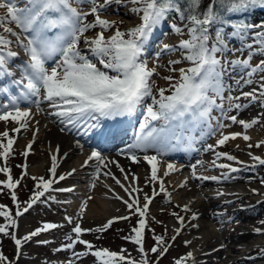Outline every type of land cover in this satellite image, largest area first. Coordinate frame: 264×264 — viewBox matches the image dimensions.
Masks as SVG:
<instances>
[{
  "label": "snow or ice",
  "instance_id": "obj_1",
  "mask_svg": "<svg viewBox=\"0 0 264 264\" xmlns=\"http://www.w3.org/2000/svg\"><path fill=\"white\" fill-rule=\"evenodd\" d=\"M73 2L74 0H27L24 7H19L13 0L0 3V8L7 9V16L0 17V26H3V32L7 34H0V75H12L8 69V64L18 57V53L11 50L13 41L9 37H16L15 43L23 47L29 57L26 64L22 66L23 79L14 82L23 85V91L19 96H12L10 103L0 105V121L5 123L11 121L19 125L12 130L14 134L18 135L22 129L26 130L32 116L31 108L21 105L25 101H29L31 97H37L39 99L33 100L32 103L38 107L41 100L47 101L49 107L54 110L49 114L56 116L59 123L65 128L69 126L77 129L83 128L85 134L93 132L101 137L114 134L112 128L105 126V121L115 120L117 117L132 116L143 107L147 115L144 122L139 126L135 144L130 145L129 150L135 148L146 152L148 149H156L159 152L170 143L169 129L173 122L181 121L187 116L195 117L197 121L204 120L209 117L214 107L220 108L225 113L224 119L230 120L232 124L238 123L245 132L225 134L221 131L216 144L207 145L208 150L223 147L230 140L240 137L245 141L251 139L246 131L258 124L259 119L248 122L242 119L238 120L236 115H228L227 113L243 108L245 105L238 102L241 99H264V83L260 86L259 95L254 89L251 92H242L236 97L229 95L225 98L222 77L226 71V65L232 66L233 70L236 68L243 69L242 81L245 83H250L253 75L264 73V60L255 66L251 65L253 52L264 53V26H260L262 30L253 32L252 29L257 27L255 25H231L243 38L242 44L248 49L249 54L244 59L237 58L224 62H222V58L225 55V50L228 49L226 34L222 30H217L215 31V38L212 39L211 30L218 22H229L222 19L225 13L243 14L256 6L264 7V0H209L207 7L203 9H201L202 0H183V3L181 0H129L134 5L131 11L140 17L141 22L125 31H122L115 21L102 18L101 13L106 11L107 6L113 0H103V3L100 4H97L96 0H90L91 7L88 12L73 7ZM115 2L124 3V0H115ZM88 15L94 17L92 22L87 21ZM169 17H172L169 27L181 36L187 30L189 38L182 39L177 45H164V49L169 52L179 51L181 58L190 62L191 66L188 68L181 67L178 70L171 69V71L179 72V78L172 82L174 80L172 76L165 77L171 82L169 89L160 88L154 94L152 77L156 73V68H149L142 56L154 31ZM11 23H14L23 33L28 34L27 43H24L20 34L15 32L12 27L5 26ZM97 28L100 30L94 37L85 35L89 30ZM112 28H115L113 34L106 36L105 33ZM52 29L60 30L59 35H56L54 39H50L46 34ZM249 34L252 37V43L246 42ZM82 39L87 51L80 48ZM210 39H212L211 44L209 43ZM228 50L243 51L242 48ZM54 54H58L59 59L49 68L47 62ZM179 63L181 60L170 61V64L173 65ZM261 79L264 80V76ZM3 91L7 93L9 89L5 88ZM166 91H170L171 94L166 95ZM210 91L215 95H209ZM148 98L151 99L150 104L146 103ZM217 99H220L222 103L217 104ZM225 99L228 102L227 109L223 103ZM153 122H158L161 126L158 127ZM227 127L230 125L218 124L220 129ZM61 131H64V128ZM215 132L216 130L213 129L210 134H215ZM15 142L16 135H10L8 130L0 133V157L5 162L13 153ZM261 144H264V141L258 142L255 147H260ZM77 146H80L79 142H77ZM248 147L251 148L253 145L249 144ZM31 148L32 143L30 142L22 155L27 156ZM56 151L59 152V147ZM220 158L236 161L240 164L244 163L238 161L236 156L228 152H215L212 165L221 169H228L230 173L239 172L240 169L228 163L217 164ZM130 159L133 163H139L141 157L132 153ZM142 159L151 166L148 180L159 181L160 192H165L164 181L158 175L160 163L158 155L145 154ZM252 159L264 165V158L252 156ZM51 160L52 164L49 169L51 178L32 177L36 181L33 195L23 209L17 203L16 216L27 213L50 190L74 191L73 187L53 189V184L66 179V176L57 177V156L53 154ZM92 160L96 161L95 178L98 179L101 174L111 177L131 197V202L124 200L123 197H116L124 202L131 215H138L139 217L138 226L132 228L134 237H126V239H132L139 246L138 251L144 257L140 264H148V253L144 248V233L147 226L146 216L149 205L157 194L155 189H153L152 196L144 195V203L141 206L139 196L134 195V193L141 191L140 189L134 187L129 191L111 171L102 172V169L108 168L109 163H116L120 172L124 174V179L127 180L128 173H125L123 167L117 162L108 161L98 151H92L83 166H87ZM167 169L168 172L165 175H169L174 170V165L169 163ZM0 172L8 174L6 187L13 190L12 199L17 201L18 197L14 189L19 185V181H13L11 170L7 167H0ZM74 172L75 169L72 170V173ZM192 176L195 179L203 180L215 181L220 179L217 176H197L195 165L192 166ZM138 179L139 177L133 174V180L138 181ZM0 183L4 182L0 181ZM186 186L187 181L181 185V187ZM91 187H95V180H93ZM48 199L54 200L55 197H48ZM183 210L189 211V206L184 205ZM83 211L84 209H81V217ZM173 215L183 226L184 217L178 213H173ZM0 216L9 221L7 225H0V233L8 235L9 227L18 226L17 220L12 218L11 211L5 210L3 205H0ZM197 218L198 216L193 214L192 219ZM65 219L68 224H75V226L72 227L71 232L66 237L70 242L62 245L56 251L73 250L77 244H80L84 246L85 252H73L76 257L91 254L98 258L100 264H120V262L136 264L135 261H130L123 252L117 253L106 248L93 251L95 245L81 238L83 234L88 232L105 231L116 220H128L130 216L110 219L102 227L95 229L81 227V224L74 222L72 217ZM261 223L264 224V221ZM62 226L45 223L41 228L25 235L23 242L32 240L33 237L39 236L42 232ZM174 231L175 235L171 238L173 241L182 231V228H177ZM255 231L261 233L264 232V229L257 228ZM14 240L19 250L23 244L22 240L15 237ZM154 240L156 243L150 249L151 253H158L160 256L166 254L170 245H166L164 236L154 235ZM39 243L47 244L49 241H39ZM185 243L191 242L186 241ZM190 259L193 261L195 259L191 252L176 259L175 264H184L186 260ZM6 260L7 258L0 252V261ZM68 264H73V262L69 260ZM154 264H158V261Z\"/></svg>",
  "mask_w": 264,
  "mask_h": 264
},
{
  "label": "bare ground",
  "instance_id": "obj_2",
  "mask_svg": "<svg viewBox=\"0 0 264 264\" xmlns=\"http://www.w3.org/2000/svg\"><path fill=\"white\" fill-rule=\"evenodd\" d=\"M111 11H119L124 16L129 14L128 10L124 11L120 8H113ZM260 11L264 12V9H261ZM129 17L132 16L130 15ZM134 18V23L138 22V17ZM172 37H175V39L172 40ZM182 37H184V35L181 36L173 32V36L168 38V44L166 45H177ZM162 49H164V47ZM158 50L159 48L150 49L154 54L153 57L158 54ZM165 63L167 64L169 61H161V64ZM252 109L255 112L250 113V116H246V118H249L251 121L257 118L259 119L260 122L256 124L253 128L254 130H252V134H255L256 136L251 134L252 138L249 141L240 138H237V140H230L228 144H230L233 149L235 148V145H244V150L247 151L249 144L253 145L252 148H259L255 147V145L264 139V127L261 128L263 129L262 132L256 131V128H258L259 125L264 124V105L256 104L255 107L250 106L248 110ZM260 112L263 117L257 116L260 115L258 114ZM246 118L240 116L239 120L242 119L247 121ZM29 121H31V124H28L27 129L22 132H25L27 135L23 145L24 148L30 142L32 143V148L29 152V154L33 155V162H31L32 167L30 168L32 176H43L45 179L51 178L49 171L52 164L51 156L55 154L57 156L58 165L56 175L57 177L65 175L66 179L57 181L54 184V187L65 186L64 188H69L71 187L70 185H75L73 192L58 191L63 195H70V198L66 201V197L62 196V205L58 204L56 206L59 209H64V211V206H70L69 210L72 211L73 221L79 222L82 224L81 227L85 229H95L94 224L102 223L101 226H103L108 218L112 216L115 218V216L122 215V210L127 207L121 199L116 197H123L124 200H129V202H131V197H129L125 190L121 188L120 185L116 184L111 177L101 174L98 179L95 178L97 171L95 160L89 161L87 166H83L85 160L90 156L91 151L77 146L76 137L83 135L80 129L72 128L71 126L65 128L64 125L59 123L56 117L50 115L49 111H46L45 109H40L29 119ZM215 121L210 119V123L214 122L217 124L215 134H217L219 138V133L221 131L225 134L232 132L244 133L241 125L232 124L230 120L226 121L217 119ZM219 123L229 124L230 127L220 129L218 128ZM62 128H64V131H61ZM210 129H213L211 125ZM34 132H36L35 135ZM40 143L43 145L40 149L36 150L37 145ZM57 147H59V152L56 151ZM153 150L154 149H150V151ZM134 154L138 157L142 156L136 152H134ZM173 156L177 157L176 155ZM214 158L215 153L208 157V162H205L207 166L202 165L199 170L216 169L215 167H211V162ZM243 158H248V155L244 154ZM107 160L117 162L123 167L125 173H128V179H124V174L120 172L116 163H109L108 168L102 169V172L111 171L121 180V183L124 184L129 191L134 187L138 188L139 183L140 185L144 184L145 188L141 187L143 189H140L141 191L134 193V195L139 196L147 194V191L144 189L150 186V183L152 182L148 180L151 166L144 161L142 157L139 163H133L130 156H125L123 154ZM168 164V162L162 160L158 172L159 177L164 181L165 189L169 187L172 188V200L183 206L188 205L190 216H193V214L198 216V218L195 219L196 226L194 228V233L192 234L193 236H190L191 242L197 243L198 246V250L195 252V258L198 259V261H204L206 259V261L211 264L216 262H219V264H241V262H244L243 264H256L257 262H254L247 254L255 249L264 248V232L257 233L255 231L257 228L264 229V224L261 223L264 221V191H261L260 183H257V181L254 180L247 181V179H236L232 181V186L229 188V191H223L222 186H218L219 184L213 185V183H206L203 181L200 185V181L193 178L192 174L188 176L184 174L185 168L182 169L174 164V170H172L169 175H165V173L168 172ZM73 169H75L74 173H72ZM69 173L72 174L68 175ZM133 174L139 177L138 181L133 180ZM176 175L178 177H175ZM93 180H95L94 188L91 187ZM185 181H187V186L181 187ZM262 189L264 190V188ZM87 190H90L94 194L90 195ZM97 195L101 196V198H97ZM148 195L150 196V190ZM103 196L108 197L110 201L106 202ZM78 197L82 200H87V206L82 205V202L78 203V201H76ZM89 197H91V199H89ZM72 199H74L75 202L71 201ZM88 203H92V205ZM259 205L261 208L255 211L254 207L256 208ZM81 209H84L82 217ZM79 211L80 214H78ZM246 211L248 212L246 213ZM179 213L183 215V212ZM225 214L228 216L230 215L231 219H224L223 216ZM26 215L27 214L24 216ZM66 217L69 216L63 215V218L55 220L53 223L63 225L62 227H74L75 224L71 225L67 223L65 219ZM229 220L231 221V223L228 224L230 227L226 229L225 226L228 223L226 221ZM83 222H86L87 225H84ZM180 228L183 230L185 227ZM221 245H224V247H221ZM21 248L19 250L17 248L15 249L18 255L22 254L23 249ZM20 261L21 258L18 257V260H16L14 264H18Z\"/></svg>",
  "mask_w": 264,
  "mask_h": 264
},
{
  "label": "rangeland",
  "instance_id": "obj_3",
  "mask_svg": "<svg viewBox=\"0 0 264 264\" xmlns=\"http://www.w3.org/2000/svg\"><path fill=\"white\" fill-rule=\"evenodd\" d=\"M13 1H16V0H13ZM86 1L87 3L82 4L83 5L82 8L81 9L78 8V10L84 11V10H87V8L89 9L91 7L90 0H86ZM7 2L8 0H0V3H7ZM96 3L97 4L103 3V0H96ZM133 7L134 5L132 3L130 4L129 0H124V3H116L115 0H113V2L107 6L106 11H103L101 15H102V18L104 19H107L109 21H115L116 25L122 31H125L127 29L137 26L141 22L140 17L131 11ZM113 8H120L121 10H124V11L128 10L129 14L132 17H129L130 16L129 14L127 16H124L119 11L112 12L111 10ZM260 8H264V7L256 6L254 8L249 9L246 13H243V14H227L226 18L228 19L227 21L229 22L222 23L221 25L217 23L216 26L214 27L216 28V30H214V28L211 30V33H214V34H215V31L222 30L226 35L229 34L231 35V37L232 36L235 37L234 41L231 39V37H227L228 49H232V45L234 47L243 49L242 52H234V53L233 51H229L228 49H226L225 55L222 58V62L235 60L237 58H240V59L247 58L249 53H246V55L242 56L244 51L247 50V48L244 47V45L242 44L243 38L240 37L238 31L234 30L231 27V25H241L242 21L244 22V20H246V21H249V23H252L253 25L257 26L256 28L252 29L253 32L262 30L260 26L264 25V12H260L259 11ZM3 12L7 13V9L0 8V14ZM134 17H138L139 19L138 22L134 23V20H135ZM93 20H94V17L92 15L87 16L88 22H92ZM238 21H241V22L238 23ZM166 22L169 25L172 22V17H169V19ZM5 26H9V25L6 24ZM99 30H100L99 28L89 30L87 33H85V35L88 37H94L96 33L99 32ZM114 31H115V28H112L108 30L105 33V35L110 36L111 34H113ZM171 31L172 29L169 28V32ZM169 36L170 35H168V37ZM166 37L167 35L165 36L164 39H159V42H157L156 48L161 47V50L158 51V54L155 57H153V55H151V53L148 52V47H146V51L143 53V56H142V59H144L147 62L149 68H156V73H154L152 77V81L155 80L156 82L154 83V88H153L154 94H156L158 89L160 88L169 89L171 82L166 80L165 77L172 76L174 78L172 82H174L175 79L179 78V72L171 71V69L175 68L178 70L181 67L188 68L191 66L190 62L183 60L181 58V53L179 55L175 52L172 53V51L171 52L162 51V50H165V49H162L164 45L168 44V40ZM184 37H185L184 39L189 38L187 35V30H185ZM212 39H214V37H212ZM212 39H210L209 41L210 44L212 43ZM235 41L238 45H235ZM246 42L252 43V37L250 34L247 36ZM149 44H150V41H148V45ZM254 47H257V45H254ZM80 48L82 50L87 51L85 49L83 42L80 44ZM147 52H148V55H147ZM252 57L253 58L251 60V65L255 66L260 61L264 60V53L253 52ZM162 60L164 62L169 61V63L161 64ZM171 60H181V63L173 65V64H170ZM241 70H242L241 68H236L235 70H233L232 66L226 65V71L222 77L223 85L227 86L226 82L223 81L224 79L226 80L233 79L234 72L241 71ZM262 76H264V73H257L256 75H253L251 77L250 83H245V82L242 83L239 80H237V85L235 84L234 85L237 88V90L240 91V94L242 92H251L254 89L259 90L261 84L264 83V80L261 79ZM243 84H245L244 88H242ZM229 93L230 92L228 91V88L224 87L223 95L225 98L229 96ZM165 94L170 95L171 92L166 91ZM209 95H215V94L210 91ZM257 95H259V91L257 92ZM232 96L236 97L235 95H232ZM238 102L243 105H248L246 110L249 108V106H252V105L253 106L256 104L264 105V99H251V100L241 99ZM150 103L151 101L149 102V104ZM220 103H222V101L217 99V104H220ZM223 103H224V107L228 108V102L226 99L223 101ZM212 110H214V108ZM219 112L220 111H218V114L225 115L224 112H221V113ZM261 112L258 113L260 115H257V116L263 117L264 114L261 115ZM236 116L238 118L240 115L236 114ZM14 124L17 125L16 123H13L11 121L7 123L0 121V133H3L5 130H8L9 132H11L14 128H16ZM263 127H264V124L258 126V128H256V131L262 132L263 129L261 128ZM252 130H254L253 127L248 129L246 132L252 133ZM13 135H17V134L13 133ZM26 136L27 135L25 132H23L22 134L19 133L17 135L16 142L13 145V153L9 156L7 162H5L2 157H0V167H5V165H8L9 167H11L12 168L11 174L13 176L14 175L20 176L19 173L24 174L29 168V174H26L24 176V180L21 182L20 187L18 188L21 202H22V205L20 206L21 209H23L24 206H26V202L29 201L30 198L32 197L34 186L36 184V181H34L32 179V176L30 175L31 173L30 168L32 167L31 162H33L32 160L33 155L28 154L27 156H25V155H22L21 153L24 150L23 145L25 143ZM253 136H256V135L254 134ZM42 145L43 144L41 143L38 144L36 150L40 149ZM223 148L224 146L217 147L216 149L220 150ZM226 148L227 149L225 151L232 153L234 156L235 155L237 156L238 154L250 155V152H254V150H257L262 156L264 155V145H261L259 148H253V149L248 148L247 151L244 150L245 149L244 145H235L236 149L235 148L233 149L230 146V144H227ZM220 151H223V150H220ZM250 170L253 173H256L258 175V180L264 181V165H261V164L257 165L255 167H252ZM202 172L203 173H200L201 177L204 176V174H206L208 171H202ZM247 174H250V173H244L243 177H247L248 176ZM175 177H178V176L176 175ZM5 179H7V177L4 175H1V172H0V181L4 182V184L0 183V185H3L2 189L0 187V205L5 206V209L6 207H9V210L12 213V218L17 220L18 226L9 227L8 235L0 233V252H2L3 255L7 258L6 261L8 262L6 263V261H0V264H14V262L18 260V257L21 258V261L18 264H37V263L39 264H58V262L65 261L66 259L68 261L71 260L73 264H100L98 258L92 256L91 254L82 255L80 257L74 256L73 252H79V253L85 252L84 246L80 244H77L75 249L73 250L56 251V249L60 248L62 245L70 242L66 238L72 229V227L70 228L69 226L62 227V228H55V229L42 232L39 236L33 237L32 240L23 242V237L31 233L32 232L31 230L34 229L36 226L40 225L39 228H41L45 224L43 223L45 219L50 223L51 220L53 221L58 220L60 218H63V215H66V214L72 217V211L69 210L70 206L69 207L64 206L63 208H65V211L64 209H59L56 206L58 204L62 205V202H61L62 196L63 197L65 196L66 197L65 200L68 201V198H70V195L59 194L58 196V192H54L53 194L49 193L48 195H45V197H42L41 200L38 201L35 205H33V208L29 209L27 213H24L21 216H16L15 213L17 211V208H15L13 205H7L5 202H3V199L9 200L8 199L9 195L5 193L6 192L5 189L7 188L5 185L7 181L5 182ZM200 180L202 181V179H199V181ZM258 180H257V183H259ZM154 185L155 187H157L156 183H154ZM143 187L145 188L144 184H143ZM262 188H264V186ZM144 190L147 191V194L149 193V190L150 192L151 190L153 191L152 187H149V186ZM172 190L173 189L169 187L166 189L165 192H163V194L159 193V195L154 199L152 206H149V212H148L149 218L147 220V222L149 221L148 222L149 226H148L147 234L144 237V241H145L144 248L146 252L148 253V256H147L148 264H154V262H157V261H158V264H175L176 259L184 257L189 252H191L193 254V257L195 258V252L196 250H198L197 243L191 242V238H190V236H193L192 234L194 233V228L196 226L195 219H192V216H190L189 211L183 210L184 206L182 204L176 203L175 201L172 200V196H171ZM223 191H229V187L227 188L223 186ZM87 192L90 193V195L94 194L90 190H87ZM48 197H55L54 199L55 201L48 199ZM97 198H101V196L97 195ZM103 198L106 200V202L110 201L108 197L103 196ZM71 201H74V199H72ZM76 201H78V203L82 202L81 203L82 205L87 206V200H82L81 198L78 197ZM88 204L92 205V203H88ZM260 208L261 207L259 205L256 208L254 207V210L256 211ZM122 212H123L122 215L115 216V218L123 217V216H132L130 215V211H126L125 209H123ZM179 212H183V215ZM247 212L248 211H246V213ZM173 213H178L180 216L184 217L185 223L183 226L179 224L176 216H174ZM25 214L27 215L24 216ZM78 214H80V211L78 212ZM223 217L224 219L226 218L230 219L231 216L230 215L228 216L225 214ZM110 219H113V216L108 218L107 221ZM8 223L9 221L5 219V217L0 216V225H7ZM83 223L84 225H87L86 222H83ZM101 224H94V228H96L97 226L102 227ZM228 224L230 223H227V225L225 226L226 229L230 227ZM179 225L185 228L179 233V235L176 236V239L173 241L171 238L173 235H175L174 230L179 228ZM136 226H138V221L136 218L132 219L130 217V219L128 220L119 219V220H116L111 225V227L108 228L107 230L102 231V232H96V231L88 232L87 235H83V237L81 238H83L84 240L90 241L91 243H96L95 245L98 248H101V249L106 248L110 251H114L117 253L123 252V254L129 260L131 259V261L141 262L144 259V257L138 251L139 246L136 245L132 241V239H126V237H134L135 234L132 232V228ZM154 235L164 236L166 245H170L168 247L167 253L164 254L163 256H160L158 253L153 254L150 251V249L156 243L154 240ZM14 237L20 238L23 242L22 248H21L23 249L22 254L18 255V253L15 250L17 246L15 245ZM47 237L51 238L49 240V243L47 244L39 243V241H44ZM186 241H190L191 243L186 244L185 243ZM247 255L253 256L254 258H259V257L264 258V248H259L258 250H254ZM120 264H125V263H120ZM184 264H211V263H208L206 259L204 261H198V259L195 258L194 261L191 259L186 260ZM214 264H219V262H216ZM241 264H243V262H241Z\"/></svg>",
  "mask_w": 264,
  "mask_h": 264
},
{
  "label": "trees",
  "instance_id": "obj_4",
  "mask_svg": "<svg viewBox=\"0 0 264 264\" xmlns=\"http://www.w3.org/2000/svg\"><path fill=\"white\" fill-rule=\"evenodd\" d=\"M181 2L183 3V0H181ZM208 2H209V0H202L201 9L206 8L207 5H208ZM226 15H227V13H225V14L222 16V19H223V20L226 18Z\"/></svg>",
  "mask_w": 264,
  "mask_h": 264
}]
</instances>
